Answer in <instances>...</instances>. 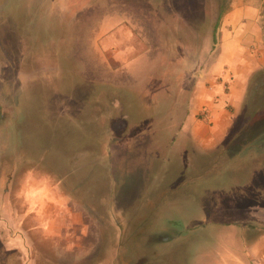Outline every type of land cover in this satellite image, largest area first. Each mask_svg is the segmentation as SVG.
<instances>
[{"label": "rangeland", "instance_id": "rangeland-1", "mask_svg": "<svg viewBox=\"0 0 264 264\" xmlns=\"http://www.w3.org/2000/svg\"><path fill=\"white\" fill-rule=\"evenodd\" d=\"M237 8L258 66L230 137L198 144ZM56 219L77 242L43 240ZM0 264H264V0H0Z\"/></svg>", "mask_w": 264, "mask_h": 264}, {"label": "crops", "instance_id": "crops-1", "mask_svg": "<svg viewBox=\"0 0 264 264\" xmlns=\"http://www.w3.org/2000/svg\"><path fill=\"white\" fill-rule=\"evenodd\" d=\"M251 16L252 15L249 13L246 14L245 10H239L238 8L225 15L223 25L219 30L223 32V38H219L217 44V51H219L218 60L215 61V63L210 62L208 66L205 67L207 69V74L204 71V75L200 76L201 78L199 81L203 80V82L201 83L202 90L198 93L199 97L198 99L196 96L191 98V103L189 104L187 123L184 128L187 127L189 130L188 137L193 142L204 144L206 138L209 137L212 142L223 144L230 137L235 128L237 115L246 98V84L248 78L251 72L258 66L257 63L251 65L243 64V59H245L244 55L250 54L251 51L246 47L245 41L240 35H242V37L247 35L250 36L249 33L254 31V21L251 20L253 16ZM249 24H252L251 30L248 29L250 26ZM230 54L235 55L233 56ZM208 70H210V72ZM227 88L228 90L226 91ZM203 107H207L209 110V125L197 121L196 115L199 114V109L201 110ZM231 109L234 110L233 113ZM52 206L51 202H47L43 210L45 218L48 220L53 218L51 213ZM57 223L58 219L50 224H40L46 226L43 227L42 230V236L45 242L55 240V237H58H54L56 234L46 230L50 226L56 228L59 232V240L67 241L68 243L77 242L78 239L76 237L68 239L66 224ZM82 225L85 227L84 224ZM184 228H186V226H184ZM161 231L162 232L157 235L160 241H170V243L176 239V234L178 233L175 229L170 227H164ZM79 235L85 236L84 232H80ZM260 250H262V247H260Z\"/></svg>", "mask_w": 264, "mask_h": 264}]
</instances>
